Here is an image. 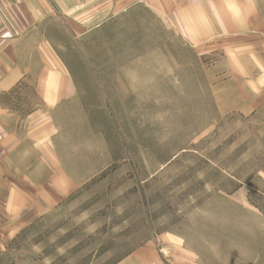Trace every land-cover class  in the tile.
Wrapping results in <instances>:
<instances>
[{
    "label": "rangeland",
    "instance_id": "374dc122",
    "mask_svg": "<svg viewBox=\"0 0 264 264\" xmlns=\"http://www.w3.org/2000/svg\"><path fill=\"white\" fill-rule=\"evenodd\" d=\"M139 1L4 97L0 264H264V0Z\"/></svg>",
    "mask_w": 264,
    "mask_h": 264
},
{
    "label": "crops",
    "instance_id": "0c3cea01",
    "mask_svg": "<svg viewBox=\"0 0 264 264\" xmlns=\"http://www.w3.org/2000/svg\"><path fill=\"white\" fill-rule=\"evenodd\" d=\"M139 2L133 0L135 5ZM125 6L124 0H0V138L3 149L9 146L10 142H4L13 136L12 130L16 129L11 123L13 115L16 114L2 107L6 94L14 90L35 88L45 94L54 90L52 95H57L55 90L59 87L62 90L67 89L68 98L70 97V78L66 80L64 75L61 76L63 83L57 86L61 75L59 73L63 70L55 58L53 49L56 45L53 35L55 26H58L63 34L67 32L81 38L117 15ZM65 99L67 97L63 96L56 100L55 96L52 100L47 99V103L57 105L65 102ZM31 119L29 117L28 121ZM23 131V140L17 133L12 137L17 141L16 148L20 144L36 143L33 141L35 136L31 135V129L24 128ZM4 157L5 159H2ZM42 160L41 167L50 168L48 160ZM5 161L10 162L11 157L9 160L4 152L0 162L3 164ZM26 167L34 166L28 164ZM56 195L42 197L44 208L54 207L67 194L58 192ZM14 196L12 201L15 204L12 207L19 209V201L24 199L16 191ZM37 207L38 204H35V208L33 206L34 209Z\"/></svg>",
    "mask_w": 264,
    "mask_h": 264
}]
</instances>
